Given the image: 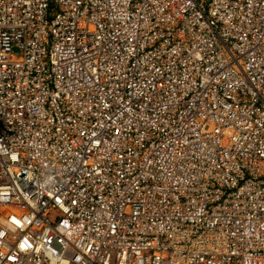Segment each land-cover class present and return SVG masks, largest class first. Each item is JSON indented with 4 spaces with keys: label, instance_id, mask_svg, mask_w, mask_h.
Returning <instances> with one entry per match:
<instances>
[{
    "label": "built area",
    "instance_id": "obj_1",
    "mask_svg": "<svg viewBox=\"0 0 264 264\" xmlns=\"http://www.w3.org/2000/svg\"><path fill=\"white\" fill-rule=\"evenodd\" d=\"M0 264H264V0H0Z\"/></svg>",
    "mask_w": 264,
    "mask_h": 264
}]
</instances>
